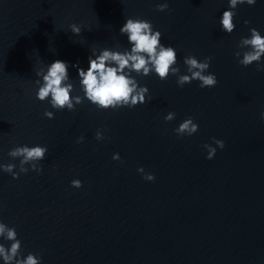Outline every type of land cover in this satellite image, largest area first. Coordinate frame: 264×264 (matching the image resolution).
<instances>
[{
    "label": "water",
    "instance_id": "1",
    "mask_svg": "<svg viewBox=\"0 0 264 264\" xmlns=\"http://www.w3.org/2000/svg\"><path fill=\"white\" fill-rule=\"evenodd\" d=\"M158 2L0 0V162H18L6 154L17 144L48 148L41 172H0V220L43 264H264V70L233 56L249 27L264 35V0L238 6L230 34L218 24L226 0H168L164 11ZM129 15L150 20L178 60L211 57L217 84L137 77L149 88L144 104L98 111L85 101L44 117L33 69L57 58L87 66L91 47L125 46L119 27ZM170 110L176 119L164 121ZM189 115L197 132L177 137ZM212 137L224 147L206 159ZM138 166L155 179L143 180Z\"/></svg>",
    "mask_w": 264,
    "mask_h": 264
},
{
    "label": "clouds",
    "instance_id": "2",
    "mask_svg": "<svg viewBox=\"0 0 264 264\" xmlns=\"http://www.w3.org/2000/svg\"><path fill=\"white\" fill-rule=\"evenodd\" d=\"M256 3L257 0H226V7L218 17L220 30L232 33L236 27L234 17L237 7L253 6ZM167 8L168 0L155 4L157 11ZM243 23L247 25L249 21L245 19ZM68 29L73 35H79L81 25L69 23ZM119 34L125 38V46L91 47L87 66H81L78 61L70 65L69 61L57 58L33 69L34 98L46 101L49 106L43 111L44 117L52 119L55 114L53 110L72 111L85 101L98 111H115L144 104L147 99H151L149 88L140 83L137 77L154 75L159 80H166L173 76L178 87L197 81L199 88H211L218 82L216 74L209 71L211 57L198 58L189 53L178 60L177 49L162 42L161 31L154 28L146 18L124 16ZM236 49L233 56L237 58L238 64L246 67L255 62L257 70H264V35L259 29L249 27L248 34L239 38ZM70 66L76 69L75 77L69 75ZM259 118L264 122V110L260 111ZM175 119L174 111H167L163 115L164 121ZM198 127V123L189 115L176 124L173 132L177 137L191 136L197 132ZM94 138L97 141L105 139L101 128L96 129ZM84 139L80 135L76 142L80 143ZM211 140L212 143L202 145L206 159H212L217 148L224 147L223 139L212 137ZM47 151V146L39 143L17 144L9 148L6 154L18 162H0V172L10 174L13 179L29 171L39 173L42 171L40 162L44 160ZM111 159L121 160L120 154L113 152ZM136 171L145 181L155 179L154 174L145 171L143 166H138ZM69 184L73 188H80L82 181L73 178ZM0 264H43L39 253L28 251L25 254L22 251L21 239L15 226L3 220H0Z\"/></svg>",
    "mask_w": 264,
    "mask_h": 264
}]
</instances>
